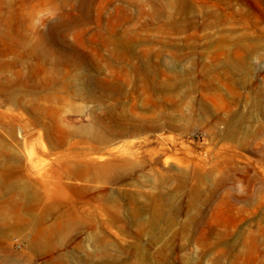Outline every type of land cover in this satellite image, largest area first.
I'll list each match as a JSON object with an SVG mask.
<instances>
[{
	"label": "rangeland",
	"instance_id": "obj_1",
	"mask_svg": "<svg viewBox=\"0 0 264 264\" xmlns=\"http://www.w3.org/2000/svg\"><path fill=\"white\" fill-rule=\"evenodd\" d=\"M0 264H264V0H0Z\"/></svg>",
	"mask_w": 264,
	"mask_h": 264
},
{
	"label": "bare ground",
	"instance_id": "obj_2",
	"mask_svg": "<svg viewBox=\"0 0 264 264\" xmlns=\"http://www.w3.org/2000/svg\"><path fill=\"white\" fill-rule=\"evenodd\" d=\"M48 46H50V45H48ZM41 48V47H40ZM52 54V53H51Z\"/></svg>",
	"mask_w": 264,
	"mask_h": 264
}]
</instances>
